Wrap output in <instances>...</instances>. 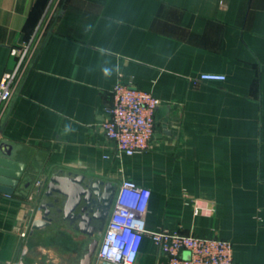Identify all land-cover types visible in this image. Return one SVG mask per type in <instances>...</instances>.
I'll use <instances>...</instances> for the list:
<instances>
[{"label":"crops","instance_id":"obj_1","mask_svg":"<svg viewBox=\"0 0 264 264\" xmlns=\"http://www.w3.org/2000/svg\"><path fill=\"white\" fill-rule=\"evenodd\" d=\"M27 44L0 107V144L26 164L0 191L1 263L79 264L89 237L57 211L62 196L34 226L57 197L42 180L62 171L133 179L151 190L148 229L230 239L234 264H264V0H0V79ZM119 79L160 99L132 155L101 126ZM136 263L168 260L145 234Z\"/></svg>","mask_w":264,"mask_h":264},{"label":"built area","instance_id":"obj_2","mask_svg":"<svg viewBox=\"0 0 264 264\" xmlns=\"http://www.w3.org/2000/svg\"><path fill=\"white\" fill-rule=\"evenodd\" d=\"M28 51L27 44L18 51L15 68L0 79V107L15 90ZM198 78L225 80L226 74L204 71ZM112 93L113 101L107 106V117L101 124L104 134L114 142L118 154L132 155L146 150L156 130L155 111L160 99L151 91L121 79L113 85ZM150 197V188L133 179H123L115 190L107 227L91 264H137L145 234L150 235L166 255L168 264H234V247L230 239L183 233L166 226L148 229L146 214ZM194 211H198L196 206ZM21 234L25 235L26 231Z\"/></svg>","mask_w":264,"mask_h":264},{"label":"water","instance_id":"obj_3","mask_svg":"<svg viewBox=\"0 0 264 264\" xmlns=\"http://www.w3.org/2000/svg\"><path fill=\"white\" fill-rule=\"evenodd\" d=\"M0 191L12 193L21 179L26 164L12 158L9 146L0 144ZM41 188L47 196L57 195L54 202H42L40 208L43 210L41 217L35 220L34 226L47 224L52 221L51 208L63 197L61 206L57 211L63 214L75 228L89 237L86 251L79 264H91L94 253L97 249L99 239L97 237L95 220L99 217L96 202L108 199L104 216L113 201L116 187L109 181L101 179H86L84 174L54 172L51 176L41 182Z\"/></svg>","mask_w":264,"mask_h":264},{"label":"flooded vegetation","instance_id":"obj_4","mask_svg":"<svg viewBox=\"0 0 264 264\" xmlns=\"http://www.w3.org/2000/svg\"><path fill=\"white\" fill-rule=\"evenodd\" d=\"M60 200V199H59ZM108 202V199L101 200L100 202H96L95 209H97V213L99 214V217L95 220L96 225V232L101 233L105 228V223L110 215L111 208H112V202L110 204V207L108 208L107 214L104 216V211L106 208V203ZM62 214V213H60Z\"/></svg>","mask_w":264,"mask_h":264},{"label":"rangeland","instance_id":"obj_5","mask_svg":"<svg viewBox=\"0 0 264 264\" xmlns=\"http://www.w3.org/2000/svg\"><path fill=\"white\" fill-rule=\"evenodd\" d=\"M107 221H108V219H107ZM107 221H106V223H105V228H104V230H103L101 233L97 234L98 239H100V238L103 236L104 231H105V229H106V227H107ZM64 253H65V252H64ZM65 257H66V260H68V261H72L73 263L76 262V258L73 256L72 253H71V254H70V253H67V255H66Z\"/></svg>","mask_w":264,"mask_h":264}]
</instances>
